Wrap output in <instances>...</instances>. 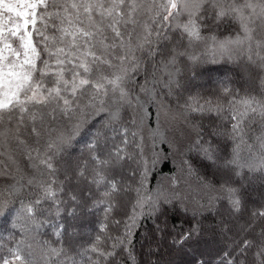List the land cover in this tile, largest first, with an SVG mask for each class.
<instances>
[{
    "label": "snow or ice",
    "instance_id": "6c2138e0",
    "mask_svg": "<svg viewBox=\"0 0 264 264\" xmlns=\"http://www.w3.org/2000/svg\"><path fill=\"white\" fill-rule=\"evenodd\" d=\"M257 188L264 0H0V264H264Z\"/></svg>",
    "mask_w": 264,
    "mask_h": 264
},
{
    "label": "trees",
    "instance_id": "16d2710c",
    "mask_svg": "<svg viewBox=\"0 0 264 264\" xmlns=\"http://www.w3.org/2000/svg\"><path fill=\"white\" fill-rule=\"evenodd\" d=\"M159 150L161 152L162 156H165L166 159L161 160V162L157 165V168L155 169V172L157 173L154 178V182L156 184H159L160 181H162L167 176H172L178 172V165H179V159L173 154V152L169 149L167 145L161 144L159 145ZM191 160L192 165L194 168L199 170L200 172H204L205 168L200 161V159L194 154H188L186 157ZM262 195H264V189L257 188V190L253 191L251 193V197L248 200V207L254 208L257 207L258 204L256 201L262 198ZM92 217H89L88 221H82L81 223L85 225V227L81 228L80 231L83 233H87L92 230V224L90 221L92 220ZM240 223H243V220L240 221ZM152 228V224L149 222L145 225L143 229H141V232L136 236L135 238V249L137 254V261L139 264H146L149 257L147 256V253L150 249V241L148 239H145V235L150 236V230ZM0 231H3L6 235L8 231H11V227L8 224H5L3 220H0ZM39 238V237H38ZM86 239V236H85ZM217 239H220L217 237ZM153 260H155V257H152Z\"/></svg>",
    "mask_w": 264,
    "mask_h": 264
}]
</instances>
